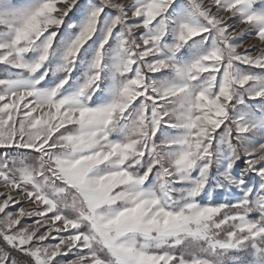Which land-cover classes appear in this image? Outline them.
I'll list each match as a JSON object with an SVG mask.
<instances>
[{
	"label": "snow or ice",
	"instance_id": "6c2138e0",
	"mask_svg": "<svg viewBox=\"0 0 264 264\" xmlns=\"http://www.w3.org/2000/svg\"><path fill=\"white\" fill-rule=\"evenodd\" d=\"M0 264H264V0H0Z\"/></svg>",
	"mask_w": 264,
	"mask_h": 264
}]
</instances>
